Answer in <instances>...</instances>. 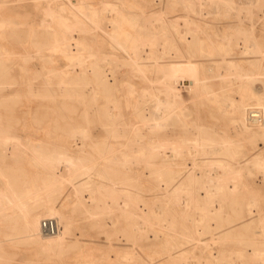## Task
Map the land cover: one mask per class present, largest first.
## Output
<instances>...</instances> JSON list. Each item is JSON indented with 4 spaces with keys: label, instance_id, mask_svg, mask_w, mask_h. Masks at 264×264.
Returning <instances> with one entry per match:
<instances>
[{
    "label": "bare ground",
    "instance_id": "bare-ground-1",
    "mask_svg": "<svg viewBox=\"0 0 264 264\" xmlns=\"http://www.w3.org/2000/svg\"><path fill=\"white\" fill-rule=\"evenodd\" d=\"M208 2L0 0V38L23 33L41 52L39 64L30 49L17 50L0 39V264L9 260L7 245L21 244L36 246L61 264L58 257L72 236V223L63 213L41 212L63 186L50 158L31 150L33 163L56 182L34 196L24 192L22 170L6 163L17 142L11 125L15 102L62 107L66 128L53 146L75 159L65 177L76 206L86 217L111 220L116 233L126 232L132 241L110 245L134 248L144 239V225L156 224L160 231L152 230L153 240L171 243L163 251L169 262L148 254V264H186L187 259L191 264H264V193L248 182L257 172L264 176V153L241 166L239 138L201 123L190 127V97L183 95V90L196 92L214 104L216 117L235 114L240 135L264 139V96L252 87L255 77L264 75V43L256 26L242 19L218 29L196 17L194 9L202 15ZM20 9L27 21L14 24L12 11ZM179 11L184 14L170 15ZM240 46V55L250 56L248 69L233 57ZM51 54L62 58L60 67L45 64ZM17 58L26 95L14 69ZM214 85L222 90L219 95L210 94ZM150 195L156 200L152 204ZM49 219L57 221L54 234L42 229ZM236 226L249 255L243 249L210 248L232 236L229 230ZM218 230L221 235L214 233ZM245 232L252 235L242 237ZM206 250V255L195 253L194 261L189 258L190 252Z\"/></svg>",
    "mask_w": 264,
    "mask_h": 264
},
{
    "label": "rangeland",
    "instance_id": "rangeland-1",
    "mask_svg": "<svg viewBox=\"0 0 264 264\" xmlns=\"http://www.w3.org/2000/svg\"><path fill=\"white\" fill-rule=\"evenodd\" d=\"M233 1L234 2L231 4L226 3L225 5H221L218 0H211V2H208L207 7L204 6L202 15H200V10L194 9L196 12L195 16L199 19H203L206 23L214 24L218 27V29H222L227 25L237 24L242 19L244 25L256 26V36L264 43V0ZM29 12L33 18L36 17V13L33 10H29ZM4 13L10 15V12L8 11H5ZM179 13L184 14V11H179L170 15ZM12 14L14 15L12 18L14 24H19L21 21H27L24 9L14 10L12 11ZM10 29H4L3 31L11 32ZM0 39L6 45L14 47L17 50H23L25 47L30 49L35 56L34 61L39 64L41 63V52L37 53L35 48H33L31 44V36L27 37L21 33L15 37H1ZM246 46L251 50V43H247ZM240 48L241 46L235 48L233 57H236L244 65V68L248 69L246 61L250 60V56L240 55ZM51 55L53 62L52 60L45 61V64L52 68L60 67L63 64L62 58L59 55ZM20 64H22V61L18 58L15 59L14 69L16 74H18L19 81L21 82V94L26 95V76L20 71ZM255 78L256 79L253 81L252 87L257 95L264 96V75H260L259 73ZM35 83H40V80L36 79ZM184 83L186 85L189 84L187 81ZM214 83H216V81ZM212 89L213 90H210L212 91L210 94L219 95L222 91L217 85H214ZM224 89H226V87ZM183 95L185 99L190 97L187 99V102H189L187 105L191 109V113L187 118V123L190 127H195L197 124L201 123L204 126L207 125V127L210 126L211 128L213 127V129L221 130L220 132L222 133L226 132L229 136H235L234 139L236 138L237 141L240 140L239 143L241 148L239 150H241L242 154L239 157L241 166H246L258 154L264 153V139H261L262 141L255 139L256 141L254 142L252 141V138L250 139L249 137L247 138L246 136L240 135V126L233 123V120L237 118L235 114L228 112L221 117H216L215 113L212 112V108H214V104L212 102L202 100L198 97L196 92L188 93L186 90H183ZM233 97L237 98L238 94H234ZM191 98L195 101V104L190 102ZM214 116L216 118H214ZM11 125L14 129L13 133L15 141L17 142L13 145V153L7 158L6 163L8 166L15 167L14 169L16 170H22L23 173L21 178L23 177V179L26 180L22 183L26 194L34 196L37 192H45L56 186V182L53 181L45 169L37 167L33 163L31 150H42L43 155L47 158L49 157L53 165L57 167L60 172V183L63 184V186L58 189L60 191L54 193L51 205L49 207L42 208L41 212L47 210H55L59 213L61 212L72 223V236L68 240L69 245L58 257L61 264H87V262L88 264H148L146 260L144 261V258H146L148 254L157 255V260L160 263L169 262L167 260V255L164 254L163 251L171 243L166 238L157 241L153 240L154 237L152 230L160 231V227L156 224L152 226L153 229L147 224L144 225V233L146 231L144 239L138 242V245L134 246V248L116 247L117 245L112 246L108 242L112 241L116 244L119 243L118 245L132 243L131 238L129 236H125L127 233H116V230L112 227L111 220L109 219H106L107 221L104 220L106 223L102 221L105 223L102 227V222L99 219L86 217L83 214V210L76 206V198L72 194L73 188L67 183L65 177L68 166L74 165L75 159L74 157H68L63 149H55L53 146L54 143L58 144L61 142L66 128L62 107L60 105L49 104L46 108H37L33 104L28 105L27 102H15L11 115ZM237 138H239V140ZM37 145H39V147H37ZM75 153L76 152H73V154ZM147 178L148 176L146 170H144V179L146 180ZM263 178V174L258 172L256 175H249V185L254 188L261 189L260 191L264 193ZM145 183L150 184L151 182L147 181ZM155 201L156 200L153 196L150 195L149 202L152 204V202L154 203ZM261 206L264 210V198L262 199ZM248 217L249 216L246 218ZM122 225H124V220L120 226ZM239 227L240 226H236L233 229L231 228L229 231H234L232 236H228L227 240H223L222 244L218 243L214 246L212 245L210 248L218 247L223 249H243L246 254L249 255L250 248L248 246L244 247L243 245H240L239 241H241L240 239L242 238L237 233V229ZM256 231L258 232L259 229ZM214 233H216V235L222 234L221 230L214 231ZM250 235H252L251 232H245L242 237ZM119 237L120 239L124 238V240H128V242L124 240L118 241L117 239ZM203 238H205V242H207L210 239V235L206 234ZM215 238H217V236H215ZM7 249L9 253V260L5 261L3 264H25V262L26 264H29L30 262H33L32 264H57L53 259L41 255L38 251V247L34 245H7ZM124 251L129 253L128 257L130 260L129 258L127 259L125 254H123ZM206 251V253L190 252L189 258L192 260L195 253L199 255H206L208 254V250ZM139 257L143 259V262H139L137 260ZM191 262L192 261H190V259L189 261L187 259L186 264H191Z\"/></svg>",
    "mask_w": 264,
    "mask_h": 264
},
{
    "label": "built area",
    "instance_id": "built-area-1",
    "mask_svg": "<svg viewBox=\"0 0 264 264\" xmlns=\"http://www.w3.org/2000/svg\"><path fill=\"white\" fill-rule=\"evenodd\" d=\"M42 229L45 233L54 234L58 230L57 221L53 219L44 220L42 223Z\"/></svg>",
    "mask_w": 264,
    "mask_h": 264
}]
</instances>
